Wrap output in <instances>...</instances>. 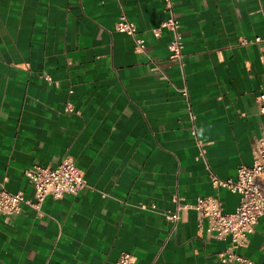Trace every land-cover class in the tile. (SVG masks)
<instances>
[{
	"label": "crops",
	"instance_id": "0c3cea01",
	"mask_svg": "<svg viewBox=\"0 0 264 264\" xmlns=\"http://www.w3.org/2000/svg\"><path fill=\"white\" fill-rule=\"evenodd\" d=\"M174 5L183 71L167 56L169 30L152 31L167 17L164 0H0V182L33 198L25 171L68 155L87 182L40 210L0 216V264H116L124 252L133 264H236L219 260L230 239L196 210L177 224L164 213L177 197L238 205L209 173L235 177L251 164L264 128V0ZM123 11L146 52L116 30ZM151 202L156 210L142 207ZM237 251L264 260V218Z\"/></svg>",
	"mask_w": 264,
	"mask_h": 264
},
{
	"label": "built area",
	"instance_id": "2783aa9c",
	"mask_svg": "<svg viewBox=\"0 0 264 264\" xmlns=\"http://www.w3.org/2000/svg\"><path fill=\"white\" fill-rule=\"evenodd\" d=\"M164 8L167 17L161 24L153 28L155 36H159L162 28H167L171 34L168 43V58L179 64L183 71L184 42L181 31V23L175 12L174 0H164ZM115 28L119 32L131 35L135 42L137 52H146V39L138 35V29L126 12H122L116 21ZM261 37L255 38L260 42ZM154 69L159 70L165 77L163 70L156 64ZM49 79V77H48ZM189 100V92L186 86L180 89ZM257 105L261 113H264V91L257 96ZM191 119L194 116L191 114ZM192 134L196 143L205 152V143L197 136L195 126ZM253 162L238 166L235 177L222 178L210 171L211 183L216 189H226L239 194V202L235 210L226 211L222 199L218 194L206 195L197 198L194 203H185L179 197L176 198L174 212L164 213L165 217L177 224L184 211L194 209L200 220L207 219L209 230L218 238H229L230 245L218 253L222 263L236 264H264V260L257 261L239 251L237 248L244 246L249 239V234L256 230L260 219L264 218V128L252 147ZM25 175L34 188V197L26 198L22 191L11 192L4 183L0 182V216L5 218L19 213L23 205H28L40 210L48 196L61 198L65 194L77 195L87 185L84 171L77 166L71 156H65L55 166L37 165L28 168ZM143 208L157 209V205L151 202L142 205ZM134 255L129 252L122 253L116 264H133Z\"/></svg>",
	"mask_w": 264,
	"mask_h": 264
}]
</instances>
